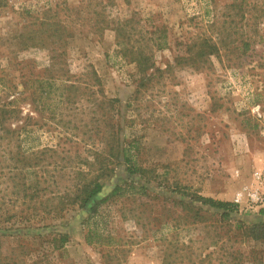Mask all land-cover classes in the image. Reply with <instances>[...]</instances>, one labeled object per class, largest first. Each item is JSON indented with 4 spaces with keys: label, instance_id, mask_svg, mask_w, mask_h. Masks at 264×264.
I'll return each mask as SVG.
<instances>
[{
    "label": "rangeland",
    "instance_id": "374dc122",
    "mask_svg": "<svg viewBox=\"0 0 264 264\" xmlns=\"http://www.w3.org/2000/svg\"><path fill=\"white\" fill-rule=\"evenodd\" d=\"M236 1L242 9H226ZM57 5L63 20L67 15L75 20L67 24L72 36L56 53L66 66L62 69L83 85L89 83L88 72L97 73L102 86L96 97L113 100L114 124L125 143L135 141L137 163L144 169L142 178L130 174L124 162L117 164L102 180L99 199L130 181L146 190L125 192L101 205L91 221L100 242H87L90 224L82 209L31 230L21 227L27 236L4 239L0 231V264H238V250L243 264H264V239L253 240L247 232L264 225V202L256 200L264 197V0H7L0 10V52H7L5 39ZM205 36L219 41L220 56L195 58L197 49L190 46ZM138 50L148 57L144 74L132 57ZM18 56L40 73L51 66V53L44 48ZM31 93L20 107L22 116L29 114L30 123L42 127L37 132L30 127L38 137L33 152L63 144L64 133L48 130L47 115L38 113ZM87 97L78 103L84 112L72 124L81 133L87 123L109 130L111 122L102 114L110 104L94 116ZM65 107L58 109L57 120L69 121ZM94 132L96 144L104 143ZM83 145L69 140L64 147L74 155ZM5 147L0 151V229L10 228L6 215L20 209L17 177L4 166L15 149ZM65 183L72 184L66 177ZM196 196L232 202L236 209L222 217L223 211ZM62 232L69 239L55 250L52 239Z\"/></svg>",
    "mask_w": 264,
    "mask_h": 264
},
{
    "label": "trees",
    "instance_id": "16d2710c",
    "mask_svg": "<svg viewBox=\"0 0 264 264\" xmlns=\"http://www.w3.org/2000/svg\"><path fill=\"white\" fill-rule=\"evenodd\" d=\"M6 3L7 0H0V10ZM226 9L232 11L242 8L237 5L236 1L227 5ZM60 14L61 10L57 5L55 9H47L41 16L38 14V16L32 17L34 23L24 25L23 29L5 39L8 42L5 48L7 52H0V151L4 145L6 149L12 145L15 149L9 159L4 161L6 162L4 166H6L5 168L10 167V172L15 173L14 176L17 177L18 190L15 202H20V209L8 213L4 219V222L11 223L12 229L11 227L3 228L0 231H2L1 237L4 239L9 236H27L29 232L23 233L20 231L21 227L31 230L45 221L61 219L71 210L82 209L88 213L86 223L90 224V227L86 240L91 244L95 239V242L102 240L97 224L94 223L95 226H91V221L97 220L102 204L125 192L135 195L144 193L146 190L138 182L130 181L125 186H116L105 199L101 200L99 198L104 190L102 180L109 177L114 172L115 166L121 162H124L132 175L143 178L144 169L137 163V155L134 151L137 146L135 141L125 143L120 137L121 127L114 124V107H111L114 104L113 100L106 102L96 97L98 92L96 88L101 90L102 86L97 73L94 70L88 72L89 83L83 85L78 77L71 75L70 70L62 69L66 66L64 62H59L60 56L59 53L58 55L56 53L60 52L61 41L72 36L67 24L69 21L75 22V20L71 19V15H67L68 21L63 20ZM126 25L125 21L121 22L119 26L125 27ZM120 36L118 35V37ZM220 46L217 39L205 36L192 43L190 49L192 47L197 49L195 58L209 59L211 56H220ZM247 46L248 43H245V48ZM33 48H44L51 53V66L41 73L35 70L33 63L30 65L29 59L20 60L18 56L19 53ZM132 57L139 72L146 73L150 68L147 55L138 50V53ZM58 64L59 67H57ZM13 69L18 72V76H12ZM26 70H29V73ZM31 90H34V93H31ZM28 93L32 94L38 113L44 112L47 115L45 125L50 123L48 130L50 132L60 130V133H64L60 138L63 144L58 142L56 146H44L42 149L38 148L37 152H33L37 147L33 142L38 137L33 138L32 134L34 130L37 132L42 127L39 123H36L35 126L31 124L32 117L29 114L21 115L23 112L20 106L27 100ZM85 96H88L86 100L90 104L89 111L94 116H97L98 109L103 108L102 105L110 104V109L102 114L103 117L106 116L107 121L109 119L111 122L109 130L102 131L98 123L91 126L90 123H87L83 125L87 130L81 133L78 132L81 127L76 123L72 124L74 120H77L79 111L84 109L79 108L78 103L81 100L84 101ZM64 105L66 106L64 109L68 111L65 116L70 117L69 121L65 120V122L62 119L63 116L57 120L58 111ZM69 112H72V115H69ZM83 112L80 113L83 114ZM99 120L96 119L97 122ZM63 122L65 129L61 125ZM32 126L36 129L30 128ZM93 130L95 131L94 135L102 134L104 143L96 144V139L93 138V134L91 135ZM63 137L64 139H62ZM53 140L56 141V137ZM69 140L73 141L76 146L84 144L83 150L78 148L72 155L71 151L64 147ZM38 168L43 173L40 176L36 171ZM28 174L34 175V179H29ZM65 177L72 184L62 185L61 180ZM196 198L203 205L223 211L222 217H229L236 209V204L232 202L218 201L202 196H196ZM91 212L94 214L90 215ZM82 220L85 221V219ZM248 229V236L253 240L264 239V225ZM14 231L18 232L17 235H12ZM68 239L67 233H60L58 237L52 239L53 249L62 248ZM238 253L240 258L238 264H243V254L239 250ZM164 260L167 261V256L164 257Z\"/></svg>",
    "mask_w": 264,
    "mask_h": 264
},
{
    "label": "built area",
    "instance_id": "2783aa9c",
    "mask_svg": "<svg viewBox=\"0 0 264 264\" xmlns=\"http://www.w3.org/2000/svg\"><path fill=\"white\" fill-rule=\"evenodd\" d=\"M253 197H256V195H252ZM257 201H259L260 203L264 202V197L261 198V197H257L256 199Z\"/></svg>",
    "mask_w": 264,
    "mask_h": 264
}]
</instances>
